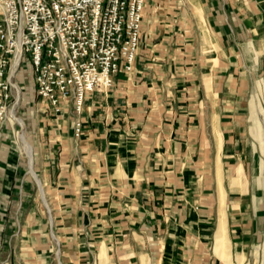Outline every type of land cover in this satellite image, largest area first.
<instances>
[{
    "label": "crops",
    "instance_id": "crops-1",
    "mask_svg": "<svg viewBox=\"0 0 264 264\" xmlns=\"http://www.w3.org/2000/svg\"><path fill=\"white\" fill-rule=\"evenodd\" d=\"M141 29L81 112L22 82L0 264H264V0H145Z\"/></svg>",
    "mask_w": 264,
    "mask_h": 264
},
{
    "label": "built area",
    "instance_id": "built-area-1",
    "mask_svg": "<svg viewBox=\"0 0 264 264\" xmlns=\"http://www.w3.org/2000/svg\"><path fill=\"white\" fill-rule=\"evenodd\" d=\"M144 3L0 0V126L20 124L12 111L18 115L22 70L36 98L54 106L74 98L79 112L87 93L108 89L119 71L132 72Z\"/></svg>",
    "mask_w": 264,
    "mask_h": 264
},
{
    "label": "bare ground",
    "instance_id": "bare-ground-1",
    "mask_svg": "<svg viewBox=\"0 0 264 264\" xmlns=\"http://www.w3.org/2000/svg\"><path fill=\"white\" fill-rule=\"evenodd\" d=\"M12 114L15 115V111L14 110L12 111ZM19 122L21 124H23V122L21 121V119L19 120ZM21 141H22V143L24 145V148L23 149H25L26 153L29 155V157H31V155H32L31 149H30V147L28 145V142H27V140H26V138H25V136L23 134L21 135Z\"/></svg>",
    "mask_w": 264,
    "mask_h": 264
},
{
    "label": "rangeland",
    "instance_id": "rangeland-1",
    "mask_svg": "<svg viewBox=\"0 0 264 264\" xmlns=\"http://www.w3.org/2000/svg\"><path fill=\"white\" fill-rule=\"evenodd\" d=\"M19 77L21 78L22 77V82H24L23 80H24V77H25V71L24 70H22L20 73H19ZM32 83L31 84H29L28 85V89L27 90H25L24 91V96H26L27 94H28V92H29V90L31 91V89L30 88H34V86H33V81H31ZM25 98V97H24ZM15 116L17 117V115L15 114ZM19 117H20V115H19ZM18 117V118H19ZM18 123V122H17ZM21 135H22V133L20 134V139H21Z\"/></svg>",
    "mask_w": 264,
    "mask_h": 264
}]
</instances>
